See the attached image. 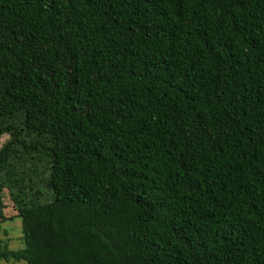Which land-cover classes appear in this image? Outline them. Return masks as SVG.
I'll list each match as a JSON object with an SVG mask.
<instances>
[{"label": "trees", "instance_id": "obj_1", "mask_svg": "<svg viewBox=\"0 0 264 264\" xmlns=\"http://www.w3.org/2000/svg\"><path fill=\"white\" fill-rule=\"evenodd\" d=\"M1 135V260L264 264V0H0Z\"/></svg>", "mask_w": 264, "mask_h": 264}, {"label": "rangeland", "instance_id": "obj_2", "mask_svg": "<svg viewBox=\"0 0 264 264\" xmlns=\"http://www.w3.org/2000/svg\"><path fill=\"white\" fill-rule=\"evenodd\" d=\"M8 138L7 135L0 136V147L4 140ZM5 208L3 214L5 219L0 221V240L2 244L6 243L9 250H19L23 248V241L21 239V222L15 217L16 212L13 209L12 203L9 200L7 193L4 196ZM0 264H25L24 262H6L0 259Z\"/></svg>", "mask_w": 264, "mask_h": 264}]
</instances>
